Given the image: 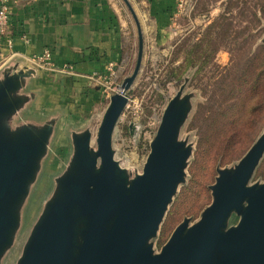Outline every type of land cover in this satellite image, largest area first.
I'll use <instances>...</instances> for the list:
<instances>
[{
    "label": "water",
    "instance_id": "1",
    "mask_svg": "<svg viewBox=\"0 0 264 264\" xmlns=\"http://www.w3.org/2000/svg\"><path fill=\"white\" fill-rule=\"evenodd\" d=\"M132 75L109 99L96 136L70 135L66 171L31 226L17 264H264V182H249L264 155V132L233 168L217 171L212 202L200 219H185L155 253L150 241L180 184L191 147L179 133L191 109L183 86L168 101L142 172L129 178L114 159L112 136L140 70L142 36ZM36 69L14 58L0 68V264L21 229L58 120L31 113ZM36 118V119H33ZM238 217L228 226L232 215Z\"/></svg>",
    "mask_w": 264,
    "mask_h": 264
},
{
    "label": "rangeland",
    "instance_id": "2",
    "mask_svg": "<svg viewBox=\"0 0 264 264\" xmlns=\"http://www.w3.org/2000/svg\"><path fill=\"white\" fill-rule=\"evenodd\" d=\"M227 2L228 0H183L181 8H178V13L172 19L169 31L161 39L164 41L162 44L154 42L155 38L150 35L148 38L144 36L140 70L130 89L124 94L127 104L113 131L114 159L128 177L133 178L142 172L150 142L156 134L168 101L181 86L184 88L183 96H190L191 109L178 139L191 147V154L184 171L185 180L179 185L168 206L156 237L150 241L155 253L160 252L174 229L185 219L190 225L200 219L204 209L212 202L210 187L215 183L217 171L233 168L264 132L263 88L251 94L235 116L223 121L219 119L220 123L225 122V128L221 131L210 126L215 116L202 108L208 105V96L220 75L233 67L232 57L235 55L230 51L234 47L233 43L220 44L215 53H212L213 47L207 49L205 54L212 57L199 75L197 70L200 69L201 62L195 60L193 65L187 63V58H191L193 43L200 39L206 26L226 9ZM263 4L264 0H239L229 8L233 30L242 32L234 42L245 39L247 45L243 48L242 56L245 58L253 53L258 54L256 64H262V68L264 8L260 7ZM132 33L130 40L127 39L128 43L126 40L124 61L113 71L112 76H106L99 83L92 82L88 87L90 91L86 93L65 96L71 102L68 101L67 107H57L38 116L44 118L57 113V125L47 153L41 161L37 178L30 188L29 200L21 212V229L19 228L13 246L1 264H17L21 257L31 226L52 196L55 180L66 171L72 153L71 133L88 130L94 140L110 97L119 93L124 80L132 75L138 52L137 35L133 27L130 34ZM39 96L41 98L42 94L39 93ZM81 99L84 101H80ZM37 104L36 100V106ZM209 134L215 135L211 154L198 161L200 141L207 139ZM263 182L264 155L249 184ZM237 221L238 217L233 214L228 226L235 225Z\"/></svg>",
    "mask_w": 264,
    "mask_h": 264
},
{
    "label": "crops",
    "instance_id": "3",
    "mask_svg": "<svg viewBox=\"0 0 264 264\" xmlns=\"http://www.w3.org/2000/svg\"><path fill=\"white\" fill-rule=\"evenodd\" d=\"M182 1L8 0L12 44L9 47L3 41L1 67L16 58L20 65L36 69L31 89L42 96L37 98V106L34 104V115L67 107L70 100L65 96L90 91L89 76L106 73L110 64L117 68L124 61L126 40L133 36L131 27L135 28L137 44V26L142 42L150 35L162 44ZM44 51L49 52L55 70L30 63ZM64 65L67 71L60 72Z\"/></svg>",
    "mask_w": 264,
    "mask_h": 264
},
{
    "label": "trees",
    "instance_id": "4",
    "mask_svg": "<svg viewBox=\"0 0 264 264\" xmlns=\"http://www.w3.org/2000/svg\"><path fill=\"white\" fill-rule=\"evenodd\" d=\"M236 2H239V0H228L226 9L206 26L200 39L193 43L190 51L191 58H187L189 65H193L195 60L201 62L200 69L197 70V75H199L212 57L205 54L207 49L213 47L212 53H215L220 44L233 43L234 45L230 49L232 55H235L234 58L232 57V60H234L232 62L233 67L220 75L216 86L208 96V105L202 107L209 114L211 113L215 116L210 126L219 131L225 128V122L220 123V118L223 121L235 116L251 94L256 93L261 88L264 90V68L261 67L262 64H256L259 55L253 53L244 58L242 52L247 45L245 39L242 42H234L239 34L242 33L234 31L230 22L229 8ZM260 8H264V4ZM253 16L256 18L255 15ZM214 136L209 134L206 136L207 139L200 141L197 153L198 161L201 158L208 157L209 153L211 154L210 149L215 140Z\"/></svg>",
    "mask_w": 264,
    "mask_h": 264
},
{
    "label": "built area",
    "instance_id": "5",
    "mask_svg": "<svg viewBox=\"0 0 264 264\" xmlns=\"http://www.w3.org/2000/svg\"><path fill=\"white\" fill-rule=\"evenodd\" d=\"M9 27H10V6L8 0H0V68L3 64V59L1 55V48L3 41L10 47L12 40L9 39ZM30 63L39 69H47L50 71L55 70V66L51 61V57L48 51H44L40 55H35L30 59ZM68 69L67 66H63L60 72H66ZM116 69L113 65H109L106 73L98 74L94 73L89 76L87 79L94 83H99L105 80L106 76H112L113 71Z\"/></svg>",
    "mask_w": 264,
    "mask_h": 264
}]
</instances>
